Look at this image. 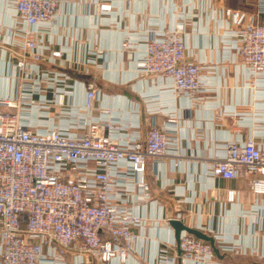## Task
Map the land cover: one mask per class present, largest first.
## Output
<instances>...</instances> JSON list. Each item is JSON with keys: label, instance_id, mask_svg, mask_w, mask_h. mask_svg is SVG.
I'll return each mask as SVG.
<instances>
[{"label": "built area", "instance_id": "built-area-1", "mask_svg": "<svg viewBox=\"0 0 264 264\" xmlns=\"http://www.w3.org/2000/svg\"><path fill=\"white\" fill-rule=\"evenodd\" d=\"M65 1L6 0L25 29L15 30L10 44L19 49L10 64L16 96L0 97V264L125 262L139 238L134 229L146 227L144 219L130 210L129 198L141 195L151 200L145 180L148 163L159 164L175 154L172 117L162 126L151 120L143 141L113 139L111 132L122 131L119 124L91 118L97 99L92 81L86 85L82 108L64 103L74 79L44 68L43 63L60 60L62 52L51 51L46 58L43 37L56 30L55 18ZM256 9L264 15V0H256ZM110 11L111 5L96 4V12ZM220 15L230 21L226 36L235 40L232 47L247 75L264 76V25L239 10L224 9ZM182 30L183 25L173 32L148 29L144 59L134 70L139 76L168 79L170 91L193 98L203 92L201 68L187 51ZM131 45L125 39L121 51ZM52 106L67 107L61 114L68 116V127L41 124ZM70 128L82 134H70ZM177 165L174 162L173 168ZM206 174L224 180L252 177L251 192L264 195V148L253 140L230 142ZM233 197L229 192L228 200ZM212 236L218 249L236 250V245ZM178 248L181 261L207 262L215 257L208 241L187 232H181ZM70 249L74 257L68 261L65 254ZM162 252L160 257L168 259Z\"/></svg>", "mask_w": 264, "mask_h": 264}, {"label": "crops", "instance_id": "crops-1", "mask_svg": "<svg viewBox=\"0 0 264 264\" xmlns=\"http://www.w3.org/2000/svg\"><path fill=\"white\" fill-rule=\"evenodd\" d=\"M96 4L111 5L108 13L96 12ZM224 9L239 10L264 25L256 0H66L57 12L56 30L43 37L44 56L60 50L62 58L44 68L69 75L74 82L65 104L82 108L86 85L97 91L91 118L122 127L111 132L113 139L144 140L154 120L162 126L170 117L176 121L175 154L159 164L148 163L145 180L151 200L141 195L129 198L130 210L144 219V230L135 228L139 238L134 252L120 263L107 264H264V195L250 189L252 177L224 180L206 174L210 164L225 154L235 140H253L264 148V76L251 78L233 49L234 39L226 36L228 18ZM180 34L187 51L200 66L203 92L189 98L170 91L168 79H153L135 73L144 59L146 31ZM25 26L14 18L6 0H0V97L14 98L16 83L10 64L18 48L10 46L15 30ZM127 39L131 47L121 51ZM15 42V41H14ZM9 44V45H8ZM53 92L47 97L52 99ZM67 109V107L62 108ZM52 106L41 124L68 127L69 118ZM81 135V130L67 129ZM178 165L173 168V163ZM234 192L233 200L228 193ZM189 228L216 234L236 250L219 249L211 261L180 260L175 232L169 221L177 219ZM168 259L160 257V252ZM66 252V260L74 257Z\"/></svg>", "mask_w": 264, "mask_h": 264}, {"label": "water", "instance_id": "water-1", "mask_svg": "<svg viewBox=\"0 0 264 264\" xmlns=\"http://www.w3.org/2000/svg\"><path fill=\"white\" fill-rule=\"evenodd\" d=\"M169 225L172 227V229L175 232L177 242L179 240V236H180L181 232H187V233L194 235L197 238L208 241L211 244V246L213 247L214 253L217 255L219 254V249L215 245V238L212 235H209V234L204 233V232H200L199 230H196L193 228H189L177 219L170 220Z\"/></svg>", "mask_w": 264, "mask_h": 264}]
</instances>
